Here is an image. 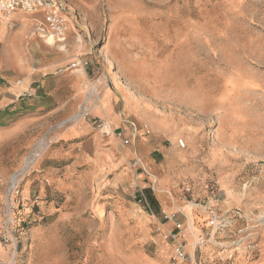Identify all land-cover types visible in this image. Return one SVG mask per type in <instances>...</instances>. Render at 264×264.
Wrapping results in <instances>:
<instances>
[{
  "label": "rangeland",
  "instance_id": "1",
  "mask_svg": "<svg viewBox=\"0 0 264 264\" xmlns=\"http://www.w3.org/2000/svg\"><path fill=\"white\" fill-rule=\"evenodd\" d=\"M52 1L68 25L63 41L51 42L44 12L20 10L8 20L0 14V21L13 33L25 23L32 32L44 29L25 46L45 62L75 55L111 63L112 75L144 102L130 111L140 136L125 146L135 155L117 171L125 179L114 182L115 172L82 177L76 166L54 185L48 168L58 164L61 132L93 105L95 88L101 94L90 62L42 75L61 78L59 87L73 77L88 80L70 111H57L52 96L38 94L32 112V93L22 97L24 109H0V264H170L160 210L181 211L193 251L195 238L211 228L184 189L198 195L207 181L224 193L217 209L240 214L217 232L224 246L206 245L203 259L264 264V0ZM57 95L74 98L63 90ZM148 143L151 163L139 154ZM135 159L144 169L133 167ZM139 189L155 198L157 217L137 203Z\"/></svg>",
  "mask_w": 264,
  "mask_h": 264
},
{
  "label": "crops",
  "instance_id": "2",
  "mask_svg": "<svg viewBox=\"0 0 264 264\" xmlns=\"http://www.w3.org/2000/svg\"><path fill=\"white\" fill-rule=\"evenodd\" d=\"M32 31V25L25 23L13 33L8 29L6 21H0V41L3 43L0 57V109H10V107L11 109L18 107L24 109L25 102L22 97L26 93H32L29 102V105L33 107L30 109L32 112L39 108L41 100L38 94L52 96V105L57 107V111L61 109H64L65 112L70 111L81 99L83 87L86 86L88 80L73 77L68 82V86L59 87L62 82L61 78L54 79L52 82L49 79L44 80L42 75L56 70L61 64L70 63L73 65L78 60L90 62L92 77L98 81L101 87L100 101L91 106V114L107 121L113 132L104 133L89 120L72 121L60 134L64 144L54 151V159L58 164L48 168L49 180L54 185H61L65 172L74 170L76 166L86 172L82 177H104L107 172H115L114 182L125 179L127 173L124 171L118 173L117 171L124 167L129 158L135 155L116 137L115 131L125 129L129 134L130 125L127 121H134V123L136 121L131 117L130 111L143 105L144 102L133 95L129 83H124L120 77L112 75L109 69L111 63H102L95 56L77 59L75 55H69L62 62L53 59H50V62H45L28 55L25 44L29 42L31 35L35 36ZM110 58L108 56L105 60L110 62ZM61 90L71 93L74 98L60 101L61 98L57 97V93ZM149 143L144 145L139 154L143 161L151 163L153 159L146 156V148L152 147V144ZM61 166L65 170L62 173L59 171Z\"/></svg>",
  "mask_w": 264,
  "mask_h": 264
},
{
  "label": "built area",
  "instance_id": "3",
  "mask_svg": "<svg viewBox=\"0 0 264 264\" xmlns=\"http://www.w3.org/2000/svg\"><path fill=\"white\" fill-rule=\"evenodd\" d=\"M21 10L29 13H41L44 12L46 22L49 28V34L56 38L58 41H63L67 33V23L65 17L61 14L60 8L56 7L52 0H0V14L6 15L10 18L13 12ZM46 32L44 29H38L35 34ZM79 62H75L72 66H76ZM92 88L93 85L91 86ZM96 90V88H95ZM95 100L93 105L85 106L81 113L74 117L72 121L79 119L89 120L93 125L104 133L113 132L109 123L101 118L94 117L91 114V106L98 104L100 101L101 94L95 91ZM30 95V94H29ZM92 100V99H91ZM71 121V122H72ZM130 125V133L127 134L125 129H119L115 131V135L119 138L124 146H130L136 138L139 136V129L136 123L127 121ZM143 130L146 133H150L147 126H143ZM179 144L185 147V141L179 140ZM133 167L144 169L143 162L141 159H135L132 163ZM18 177L13 183L11 191L14 193L13 188L16 187ZM185 193L194 199V204L201 207L203 212L208 215L210 232L199 235L194 240L193 251L191 250L192 244L189 242V236L192 233L191 227L181 219V211H167L161 208L160 213L162 221L159 222L158 231L164 235L165 240L172 249V256L170 258V264H208L207 260L203 259L204 248L208 244L216 245L217 247H223V242L217 238V232L228 229L233 221L240 214L239 210L232 212V209L220 210L217 206L223 202L224 193L219 187L217 181H207L202 189V193L194 195V191L191 187L186 186L184 189ZM135 199L140 206L154 217H157L156 208L150 202V199L144 189H139L135 195ZM243 243L235 242L237 248ZM222 250V249H221ZM228 249L221 251L222 261L228 259ZM226 254V256H225ZM225 256V257H224ZM232 257V254L229 256Z\"/></svg>",
  "mask_w": 264,
  "mask_h": 264
},
{
  "label": "trees",
  "instance_id": "4",
  "mask_svg": "<svg viewBox=\"0 0 264 264\" xmlns=\"http://www.w3.org/2000/svg\"><path fill=\"white\" fill-rule=\"evenodd\" d=\"M147 195H148V197H149V199H150V202H151L152 205L154 206V208L157 209V202H156L155 198H154L152 195H150L149 193H147Z\"/></svg>",
  "mask_w": 264,
  "mask_h": 264
},
{
  "label": "bare ground",
  "instance_id": "5",
  "mask_svg": "<svg viewBox=\"0 0 264 264\" xmlns=\"http://www.w3.org/2000/svg\"><path fill=\"white\" fill-rule=\"evenodd\" d=\"M1 17H2L3 19H6V20L9 19V17H7L6 15H2V14H1ZM44 35H45V34H44ZM46 35H47V34H46ZM48 36L51 37L50 39H51V42H52V43H54V42L57 41L56 39L53 38V36H51V35H49V34H48ZM52 38H53V39H52Z\"/></svg>",
  "mask_w": 264,
  "mask_h": 264
}]
</instances>
